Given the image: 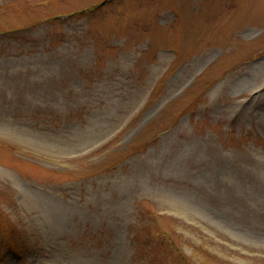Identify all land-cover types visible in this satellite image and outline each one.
<instances>
[{
	"label": "rangeland",
	"instance_id": "obj_1",
	"mask_svg": "<svg viewBox=\"0 0 264 264\" xmlns=\"http://www.w3.org/2000/svg\"><path fill=\"white\" fill-rule=\"evenodd\" d=\"M263 60L264 0H0V264H264Z\"/></svg>",
	"mask_w": 264,
	"mask_h": 264
},
{
	"label": "bare ground",
	"instance_id": "obj_2",
	"mask_svg": "<svg viewBox=\"0 0 264 264\" xmlns=\"http://www.w3.org/2000/svg\"><path fill=\"white\" fill-rule=\"evenodd\" d=\"M263 65H264V60L262 62H259L257 66L260 67V66H263ZM2 123L3 122H0V131L6 132L8 134H11V133L13 134L14 133L13 132L14 130L11 129L10 126H7L6 123L5 124H2Z\"/></svg>",
	"mask_w": 264,
	"mask_h": 264
}]
</instances>
